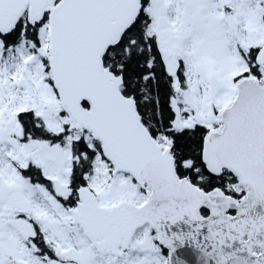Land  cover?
<instances>
[{"label":"snow or ice","instance_id":"6c2138e0","mask_svg":"<svg viewBox=\"0 0 264 264\" xmlns=\"http://www.w3.org/2000/svg\"><path fill=\"white\" fill-rule=\"evenodd\" d=\"M0 264H264V0H0Z\"/></svg>","mask_w":264,"mask_h":264}]
</instances>
